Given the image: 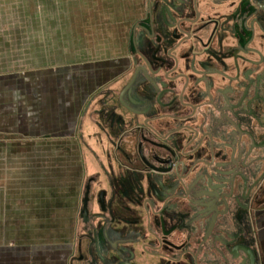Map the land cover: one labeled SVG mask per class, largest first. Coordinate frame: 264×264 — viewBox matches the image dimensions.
Listing matches in <instances>:
<instances>
[{"label": "flooded vegetation", "instance_id": "obj_1", "mask_svg": "<svg viewBox=\"0 0 264 264\" xmlns=\"http://www.w3.org/2000/svg\"><path fill=\"white\" fill-rule=\"evenodd\" d=\"M113 61L83 100L66 264H241L247 247L257 264L264 0H144Z\"/></svg>", "mask_w": 264, "mask_h": 264}, {"label": "rangeland", "instance_id": "obj_2", "mask_svg": "<svg viewBox=\"0 0 264 264\" xmlns=\"http://www.w3.org/2000/svg\"><path fill=\"white\" fill-rule=\"evenodd\" d=\"M143 10L144 0H0V78L37 74L42 89V79L55 83L67 71L73 81L82 79L81 105L116 72L113 60L125 50L130 25ZM69 95L75 93L70 89ZM44 109L59 122L60 111L52 105ZM80 130L31 140L0 133V213L5 216L0 232H5V244L61 243L70 233L81 182ZM93 130L88 126L84 135Z\"/></svg>", "mask_w": 264, "mask_h": 264}, {"label": "crops", "instance_id": "obj_3", "mask_svg": "<svg viewBox=\"0 0 264 264\" xmlns=\"http://www.w3.org/2000/svg\"><path fill=\"white\" fill-rule=\"evenodd\" d=\"M68 76L70 75H67V71H62L60 78L57 77L58 79L55 81L57 83L55 88L53 87L54 82L51 81L49 84L47 82L49 79H42L45 81L42 83V87L45 88L41 89L37 74L26 77L2 75L0 85L8 88L1 90L0 86V133L25 136L31 140L54 137L58 133L63 134V131L66 134L69 128L77 132L83 108V102L81 105L78 104L81 94L78 89L83 88L82 79L76 78L77 81L76 79L73 81L74 78L70 79ZM47 85L50 86L49 89ZM70 89L72 94L75 93L74 96L69 95ZM57 90H59V94ZM72 96L75 97V100L71 102ZM39 101H43L41 108L43 110L38 107ZM45 105H52L55 112L60 111L59 122H53V116L45 112ZM71 107H74L73 113L69 112ZM41 113L43 120L38 119ZM70 118L73 121L71 125ZM256 203L253 213V234L245 235L244 242L253 248L256 263L264 264V194L257 197ZM1 214L2 212L0 213V224H4L5 216L4 214L1 216ZM4 237L5 232L1 231L0 240H3V243H0V264H66L68 250L63 242L33 245L5 244Z\"/></svg>", "mask_w": 264, "mask_h": 264}, {"label": "water", "instance_id": "obj_4", "mask_svg": "<svg viewBox=\"0 0 264 264\" xmlns=\"http://www.w3.org/2000/svg\"><path fill=\"white\" fill-rule=\"evenodd\" d=\"M86 195V193H85ZM85 200H86V196L85 199L83 200V206H82V214H85L86 208H85ZM243 250V256L241 257V264H253L254 263V255L252 253V251L250 250V248H242ZM260 264V263H258Z\"/></svg>", "mask_w": 264, "mask_h": 264}]
</instances>
